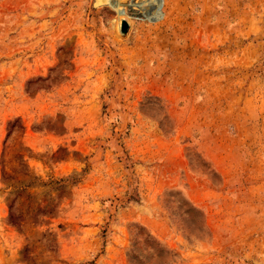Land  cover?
I'll use <instances>...</instances> for the list:
<instances>
[{
    "label": "rangeland",
    "instance_id": "obj_1",
    "mask_svg": "<svg viewBox=\"0 0 264 264\" xmlns=\"http://www.w3.org/2000/svg\"><path fill=\"white\" fill-rule=\"evenodd\" d=\"M145 234L264 264V0H0V264Z\"/></svg>",
    "mask_w": 264,
    "mask_h": 264
},
{
    "label": "trees",
    "instance_id": "obj_2",
    "mask_svg": "<svg viewBox=\"0 0 264 264\" xmlns=\"http://www.w3.org/2000/svg\"><path fill=\"white\" fill-rule=\"evenodd\" d=\"M191 214H198L197 210L193 207L188 208ZM199 218V217H198ZM200 220V219H198ZM141 241L146 243V249L139 248L136 243L137 240L134 239L131 247L127 252V259L129 264H149L148 260L152 258L150 264H166L168 252L164 250L152 237L145 234L141 237Z\"/></svg>",
    "mask_w": 264,
    "mask_h": 264
},
{
    "label": "water",
    "instance_id": "obj_3",
    "mask_svg": "<svg viewBox=\"0 0 264 264\" xmlns=\"http://www.w3.org/2000/svg\"><path fill=\"white\" fill-rule=\"evenodd\" d=\"M122 31H123V29H122Z\"/></svg>",
    "mask_w": 264,
    "mask_h": 264
}]
</instances>
